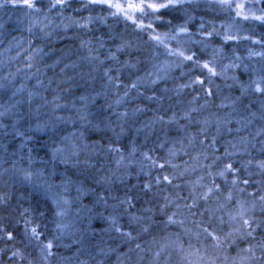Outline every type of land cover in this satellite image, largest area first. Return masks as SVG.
<instances>
[{"label":"clouds","instance_id":"9594fccd","mask_svg":"<svg viewBox=\"0 0 264 264\" xmlns=\"http://www.w3.org/2000/svg\"><path fill=\"white\" fill-rule=\"evenodd\" d=\"M0 264H264V0H0Z\"/></svg>","mask_w":264,"mask_h":264}]
</instances>
